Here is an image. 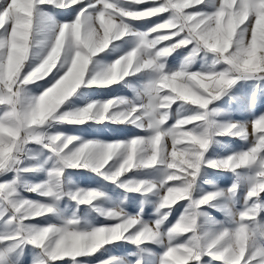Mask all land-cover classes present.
I'll return each instance as SVG.
<instances>
[{"label": "snow or ice", "instance_id": "snow-or-ice-1", "mask_svg": "<svg viewBox=\"0 0 264 264\" xmlns=\"http://www.w3.org/2000/svg\"><path fill=\"white\" fill-rule=\"evenodd\" d=\"M0 0V176L8 171L17 174L0 180V202L12 215L0 222L15 225L0 227V262L21 243H29L42 253L38 264L92 255L105 245L126 240L138 247L145 243H162L164 251L158 264H264V114L248 126L237 123L218 125L210 120L208 106L229 89L240 76L264 75V0ZM71 8L79 6L75 18L58 25L46 54L28 72H24L38 30L40 6ZM211 4V10H196ZM166 19L154 23L147 31L135 30L129 21ZM133 35L134 47L110 65L86 77L93 57L109 48L113 41ZM192 45L178 70L167 71L165 59L177 48ZM201 50L216 54L214 63L223 61V70L188 71L187 65ZM69 53L68 55H65ZM63 57V63L62 62ZM58 64L66 70L39 96L24 95L28 84L48 77ZM145 70L156 73L136 99L112 97L92 101L82 108L60 112L59 109L81 86L109 87ZM180 101L199 109L180 116L165 127L172 105ZM50 120L62 123H129L150 132L129 140H81L64 133L47 134L43 126ZM190 126V127H186ZM254 136L250 147L218 160H205L216 135ZM168 138H171L169 150ZM80 141L69 148L74 141ZM46 141V143H45ZM43 143L58 158L46 181L26 190L59 200L61 180L66 167L90 168L111 182L138 168L164 165L166 175L158 183L152 180H129L121 184L128 191L150 193L162 188L154 222H145L123 209H109L102 214L115 219L110 225L81 229L80 220L72 217L63 223L45 226L24 222L54 211L51 203L23 198L19 193V172L32 167L16 168L29 143ZM67 149V151H66ZM120 158L110 172L111 161ZM244 176L247 191L244 206L229 210V225L201 231L200 209L224 195L222 191L194 197V183L202 166ZM239 182L228 189L235 193ZM78 204L91 205L104 195L99 190H77L69 194ZM189 200L179 218L167 229L162 225L178 201ZM161 210H165L161 212ZM142 211V210H141ZM259 216V219L257 217ZM186 234V235H185ZM166 237V240H165ZM180 237H184L181 242ZM209 257L205 262L204 257ZM110 257L100 264H116ZM135 264H143L138 258Z\"/></svg>", "mask_w": 264, "mask_h": 264}, {"label": "rangeland", "instance_id": "rangeland-1", "mask_svg": "<svg viewBox=\"0 0 264 264\" xmlns=\"http://www.w3.org/2000/svg\"><path fill=\"white\" fill-rule=\"evenodd\" d=\"M122 5L125 7H146V5H134V4H127L126 0H123ZM43 6V7H42ZM60 7H55L50 4H45L40 6V11L38 13V30L34 34L33 37V46L30 52L29 59L25 63V67L23 71L26 73L34 68L42 59V57L46 54L48 47L50 46L52 39L54 37L55 32L53 31L52 34H49L50 28L48 19L46 17L48 13L53 10H56ZM196 10H211V4H204L197 7ZM43 13V14H42ZM41 14V15H40ZM164 16L161 17H152L148 20H132L129 23L132 27L137 31L144 32L147 31L150 27L153 26L154 23L160 22L162 19L167 18V14H162ZM49 30V31H48ZM122 40L121 45L118 42ZM137 42V37L133 35L125 36L122 39L115 40L109 46L108 49L102 51L107 53H117L122 50V54L126 51L130 50L132 47L135 46ZM192 45H189L187 48L180 47L177 48L174 52L171 53L166 59V70L167 71H174L178 70L181 65L184 63L185 58L188 56L189 51ZM66 53L65 55H68ZM101 58L98 54L93 57V61L90 64V69L96 62V64L101 61L98 60ZM217 59L216 54L212 53L211 51L201 50L198 55L191 60V62L187 65L188 71H209V70H223L227 67V65L220 61L219 63H214ZM63 63V57L62 62ZM66 70V66H61L58 64L57 67L53 70V72L46 78L36 81L35 83L28 84L25 88L24 95L26 98L31 99L34 97L39 96L47 87H49L52 83L55 82L56 79L59 78L60 75L64 73ZM88 73H86V76ZM156 75L155 72L151 70H145L141 73H138L134 76L127 77L124 80V91L122 97H126L129 99H136V94L138 92H142L143 88L146 84L154 78ZM264 83V75H245L240 76L236 79L235 83L225 91L223 95H221L218 99L212 101V103L208 106L210 115L212 114L213 109L216 106L221 105L223 101H225L228 97H231L233 101L242 104L243 102L253 103L255 104L258 101V96L260 95V91L262 84ZM249 84L252 85V92L247 88ZM129 86L130 92L126 89V86ZM88 86H81L59 109L60 112L70 111L82 108L84 105L88 104L89 101L87 98L89 95L86 94ZM97 101V100H94ZM92 102V101H91ZM84 104V105H83ZM181 105L186 106L187 108H192L195 111L199 109L195 108L194 106L182 103L180 101L175 102L172 105L173 114L177 113V108ZM256 108V107H254ZM183 108H180L182 110ZM255 116L251 117V120H255L256 118L260 117L264 114V110L256 111L255 109ZM232 115L235 116L237 119L242 121H237L236 123L239 125H244L246 123L243 122V112L242 111H232ZM250 121V120H249ZM91 127H90V126ZM96 125V126H94ZM104 127H100V126ZM172 125V124H171ZM132 124L129 123H95V122H88L84 124H75V123H62L55 120L48 121L43 126V131L47 134H55V133H64L67 136H76L81 138V140H85V136H88L90 132L92 133L93 130L102 129L101 132L104 130L106 134L107 141H116V140H129L132 137L136 136H148L150 132L146 129H141L139 127L134 128ZM170 126L168 124L165 127ZM190 127V126H186ZM251 131V130H249ZM250 139L254 138L253 135H249ZM93 139V138H92ZM169 141L168 146L169 150L171 149V138H168ZM238 140L243 139V137L235 136V135H216L213 137L212 142L205 154V160H214L211 159V152L216 151L218 149V156L225 151L227 148V140ZM80 141H74L73 145H70L69 148L75 147ZM67 151V149H66ZM221 157V156H220ZM219 157V159H220ZM57 157L50 151V149L44 147L43 143H29L26 146V150L21 154V163L16 165V168H25V167H32L35 170L30 172H19V193L20 196L23 198H27L33 201H41L45 203H51L54 206V211L49 213L45 216L37 217L33 220L25 221L26 225H35V226H45L49 224H61L67 218H78L80 220L79 227L81 229H91L92 227L102 226V225H110L117 222L113 218H109L102 214V211H107L109 209H123L124 213L128 215L135 216L138 213L142 214V218L144 212H138L135 207H128V206H117L112 201L101 200L97 199L91 205L86 204H78L77 201H74L70 197V193H73L77 190H88V188H94L100 182H111L110 180L106 179V177L100 173L93 171L90 168H82V167H66L64 168L62 180H61V191L64 195L59 199L56 200L52 197H45L40 195L36 192H30L26 189L31 185L46 181L48 179L49 170L57 165ZM120 161V158L117 157L107 167V172H110L114 169ZM206 166V165H204ZM162 167L163 165H158L153 168H138L133 169L132 171L126 173L124 176L120 178L118 182H115L122 190L119 191L122 194L124 199L129 200L132 197V194L144 193V192H135V191H128L121 184L125 181L129 180H152L159 182L165 176L164 173L156 174L154 171L155 169ZM242 174L241 172H238ZM17 174L14 171H8L6 176H0V180L3 179H11L13 175ZM100 177L104 179H100ZM106 179V180H105ZM87 182L92 183L90 187L86 184ZM84 184V185H83ZM118 187V188H119ZM196 180L194 183V197H200V193L197 189ZM159 195L163 191L162 189H155ZM225 190V189H224ZM247 191V187L245 188L243 185H239L237 191L235 193H231V197L228 200H224L223 204H219V214L229 216V210L237 211L244 206V197ZM226 193V192H225ZM146 194V193H144ZM135 197V196H134ZM132 197V198H134ZM231 199V202H230ZM261 199L264 200V194H262ZM124 201V202H126ZM123 202V200H122ZM190 203L189 200H182L178 201L176 205H173L172 209L170 210V216H173V219L176 221L181 213L184 211L186 206ZM7 207L6 204L0 202V213H4V219H7L8 216L12 215L11 209H9L5 213V208ZM100 209L102 211H97ZM213 206L205 205L203 206L200 211L204 213V215L199 217V223L201 225V231H209V223H207V218L205 216H209L211 214ZM140 210H146L145 207H141ZM157 208H155V211ZM153 210H150L152 212ZM165 210H161L163 212ZM264 216V212L261 213V217ZM229 221L224 223L225 226L229 225L231 222V217L229 216ZM259 219V217H258ZM145 220V219H144ZM143 220V221H144ZM170 225L172 223H169ZM0 227H6L8 230L14 229L15 225H7L4 226L2 222H0ZM186 235V234H185ZM181 242L184 237H180ZM166 240V239H165ZM161 244V243H159ZM162 245V244H161ZM155 246L159 247L157 244ZM151 247V243H145L141 246H137L134 243H131L126 240L117 241L115 243H111L102 247L98 252L92 255H86L79 258H76L75 261L72 258H64L55 261V264H100L101 261H104L110 257L119 258L116 261V264H135L138 258L142 259L143 264H148V253ZM42 258V253L39 249L34 248L29 243H21L18 247L15 248L13 252L8 254L0 264H38V261ZM209 257L205 256V262L209 261ZM211 264H219V262L212 260Z\"/></svg>", "mask_w": 264, "mask_h": 264}, {"label": "crops", "instance_id": "crops-1", "mask_svg": "<svg viewBox=\"0 0 264 264\" xmlns=\"http://www.w3.org/2000/svg\"><path fill=\"white\" fill-rule=\"evenodd\" d=\"M87 2H89V0H85V3ZM118 2L122 5L123 0H118ZM78 11H79V6L74 5L71 8H61L60 7L48 13L46 17H49L48 19V23H49L48 27L50 28L49 34H52L53 31L55 32L59 24L65 21L73 20ZM121 42L122 40H120L118 44L121 45ZM104 53L105 54L101 52L98 54L101 57V58H98V60H101V61H99L97 64L96 62L94 63L92 68L89 69V72L87 74L88 76L91 73L95 71H100L106 66L110 65L116 58L122 55V50H120L117 53H107V52H104ZM249 87L250 88H247V89L249 91L251 89V92H252V88H251L252 85L249 84ZM262 87L263 88H261V91L259 92L260 95L258 96V101L255 104L253 103L246 104V102L239 104L238 102L233 101L231 97H228L225 101L221 103V105L216 106L213 109L212 114L209 117L210 120L214 121L218 125L236 123L237 121H242V120L237 119L235 116H233L232 111H242L243 117H244L243 122L246 123L242 126H248L249 130H251L250 125H251V122L254 120H251L250 118L255 116L256 114L255 109L258 112L259 110L261 111L264 110V85H262ZM124 89H125L124 80L119 83H114L109 87H95V86L89 87L88 86L86 94L89 95V97L87 98V100L89 102L94 101V100L104 101L112 97H122ZM126 89L130 92L129 86H126ZM180 108H183V109L180 110ZM177 111H178L177 113L173 114V110L171 109L170 118L167 121L168 125L173 124L180 116L188 115V114L195 112V110H193L192 108L190 107L187 108V105L186 106L181 105L179 108H177ZM100 127H104V126H100ZM132 127L137 128V126L135 125H133ZM101 130H102L101 128L99 130H93L92 133L90 132L88 136H85V140H90L93 138V139H98L102 141H107L104 130L102 132ZM253 142H254V138L250 139L249 136H247V138H244V140L243 139L227 140L226 141L227 148H225V151H222V153L218 156L217 155L218 149H217L216 151L211 152L210 158L214 160H218L220 156H221L220 159L225 158L229 154L236 153V152H239L241 150H244L250 147ZM106 169L107 167L102 171L107 172ZM154 171L156 172V174L164 173V175H166L167 169L163 165V168L159 167L155 169ZM240 172L242 174L234 173L228 170L211 168L208 166H202L201 171L198 177L196 178V184L198 187L197 189L200 195L202 196L205 193L212 192V191H222L224 193L223 196H221L220 198H218V200L213 202L216 206L214 207V209H212L211 214H209V216H205L207 218V223L210 224L209 227H207L210 229L209 231L215 230L221 225H224V223L226 221H229L228 219H230L229 216L220 215L219 207H218L219 204L220 205L223 204V201L225 199L228 200L231 197L232 194L228 192V189L230 188V186L234 182H239V185H243L245 188L247 187V182L244 179V176L248 174V171L241 170ZM100 179L102 180L104 178L100 177ZM88 183L89 182H87L86 184L88 185ZM90 185H92V183H89L88 186L90 187ZM118 187L119 186L114 182H109V183L100 182L97 184V186H94V188L91 187L88 189H96L104 193V195L99 198L100 199L99 201L109 200V201H112L117 206L135 207L138 212L145 213L144 215L146 216H144L142 220L145 219L144 220L145 222H154V220L158 217V213H157V210L155 211V208L158 207V203L160 199V195L156 193L157 191L155 189L152 192L146 193V194L144 193H138L136 195L132 194V197L134 196L135 197L134 198L131 197L129 200L126 201V199L122 197V194L119 193V191L122 189ZM159 189H162V188H158L157 190ZM230 202H231V199H230ZM141 207H145L146 210L141 211L140 210ZM150 210H153V211L150 212ZM140 216H143V215L140 214ZM262 218H264V216ZM169 223H175L173 216H170V215L168 216V219L164 222V224L162 225V228L167 229V227L171 226ZM155 244H157L159 247L155 246ZM161 244L151 243V247L149 249L148 259H147L148 264H158L159 256L164 251V244L162 245Z\"/></svg>", "mask_w": 264, "mask_h": 264}, {"label": "bare ground", "instance_id": "bare-ground-1", "mask_svg": "<svg viewBox=\"0 0 264 264\" xmlns=\"http://www.w3.org/2000/svg\"><path fill=\"white\" fill-rule=\"evenodd\" d=\"M45 143H46V141H45Z\"/></svg>", "mask_w": 264, "mask_h": 264}]
</instances>
